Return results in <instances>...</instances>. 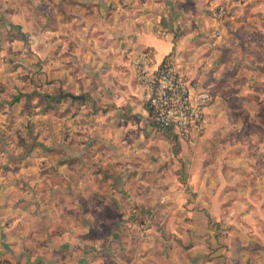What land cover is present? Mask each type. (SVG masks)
I'll list each match as a JSON object with an SVG mask.
<instances>
[{
    "label": "crops",
    "instance_id": "crops-1",
    "mask_svg": "<svg viewBox=\"0 0 264 264\" xmlns=\"http://www.w3.org/2000/svg\"><path fill=\"white\" fill-rule=\"evenodd\" d=\"M227 1L0 0V258L264 264V159L230 157L213 139L239 132L236 106L254 115L264 60L239 79L252 52L238 41V80L220 88L205 39L212 26L240 39L229 24L253 22L264 52V0L219 20ZM166 58L212 96L200 134L152 123L137 65Z\"/></svg>",
    "mask_w": 264,
    "mask_h": 264
},
{
    "label": "rangeland",
    "instance_id": "rangeland-1",
    "mask_svg": "<svg viewBox=\"0 0 264 264\" xmlns=\"http://www.w3.org/2000/svg\"><path fill=\"white\" fill-rule=\"evenodd\" d=\"M238 1L239 0H231V4L229 6V8L223 6L226 10L225 14L222 17L217 16V10L218 7L213 9V12L216 14L217 18L219 20H221L222 18L225 17V15H230L232 14V12H234L235 14H239L242 13L240 8H238L237 11V5H238ZM227 0L225 2H221L222 4L227 6ZM229 9V11L227 12V10ZM226 24V22H225ZM230 28L233 26L234 29H236L237 31H240V36L241 38L238 39L237 36H227L226 33H220L222 32V28L220 26L219 29H215L214 26H210V31L212 32L209 35H207V39L208 40V44L214 46V48H216V52L213 56V62L214 65L220 64L221 67L223 66L221 73H220V80L218 82V85L220 86V88L222 86H225V84H227L228 82H230V86H232V81L233 79L235 81H237L238 79L235 78L236 74L239 72V70H237V67H239L240 63H242V53L240 51V47H238V41L242 40L243 42H246V49L249 51L251 50V55H249L250 57L247 59V62L245 63L242 71L240 72L241 76L239 79H242L243 77H248L250 74H252L254 72V70L251 69V65H250V61L254 58H259V59H263L264 60V52L262 50H260L259 48H256L260 43L262 42V37L260 35H254V34H248L249 32H251L252 30H254V27L256 26L255 23L253 22H249L247 26H243L245 28H241L238 27V23L237 24H229ZM257 27V26H256ZM232 29V28H231ZM243 30L245 31V33L243 32ZM204 40V39H203ZM248 43H252L251 45ZM250 60V61H249ZM264 74V71H262ZM261 72V73H262ZM260 73V72H259ZM253 75V74H252ZM230 80V81H228ZM254 87V86H253ZM235 89V88H234ZM261 89L264 91V86H261ZM254 95L255 94H251ZM258 96V95H257ZM256 96V97H257ZM262 98L261 102L259 98ZM253 97L251 96L250 99H252ZM258 99L256 100L257 102V107L256 109L253 108L254 106L252 105L251 108L249 107V109H255L256 111H254V115L249 113V117L247 115H242V109L241 106L238 107L236 106V101L231 100V104H233V106L235 107V111H237V114L233 115V122L237 123L238 120L240 121V130L239 132H237V130H235V132L231 133V135H228V137H224L221 134L216 135L213 139H214V143H221L222 141L224 142H228L229 141V145H230V157H241L244 155V157H256L259 159H264V92L263 94H261L260 96L257 97ZM240 116V117H239ZM235 129V128H234ZM232 132V130H231ZM239 142H245L247 143V148L243 149V151H239L237 145ZM255 144V148L252 147L251 144ZM233 145V146H231ZM222 148V149H221ZM225 150V147H224ZM226 151V150H225ZM223 147L222 146H216L214 147V149L212 151H206V153L208 152V154H210V156H213L215 158H220L221 155L223 154ZM246 173H251L252 171H250L249 169H253V166H246ZM1 168V167H0ZM224 168V167H223ZM226 168V167H225ZM259 168L260 172L264 173V167L262 166L257 167ZM231 199V198H230ZM154 216V215H153ZM169 220H172L173 217L170 216L168 217ZM216 237L220 236H225V231H218V229H216ZM2 233L4 234L3 231H0V236H2ZM168 233V230H167ZM166 233L165 236H168V234ZM170 234H175L174 232H170ZM177 235V233H176ZM0 264H22L21 262H13L11 260H7L4 258H0ZM25 264V263H24Z\"/></svg>",
    "mask_w": 264,
    "mask_h": 264
},
{
    "label": "built area",
    "instance_id": "built-area-1",
    "mask_svg": "<svg viewBox=\"0 0 264 264\" xmlns=\"http://www.w3.org/2000/svg\"><path fill=\"white\" fill-rule=\"evenodd\" d=\"M226 10L219 6L217 16ZM142 59L148 63V56ZM138 77L146 90L151 120L155 128L175 129L183 136L202 133L207 125V108L212 96L209 91L194 85L192 80L169 58L155 69L140 62Z\"/></svg>",
    "mask_w": 264,
    "mask_h": 264
}]
</instances>
